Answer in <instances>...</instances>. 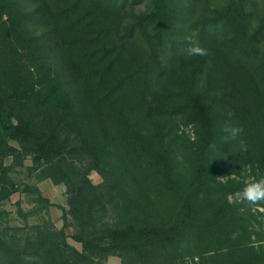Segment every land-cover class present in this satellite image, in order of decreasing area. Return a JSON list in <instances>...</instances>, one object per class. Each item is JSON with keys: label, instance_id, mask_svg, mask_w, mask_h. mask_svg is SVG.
<instances>
[{"label": "trees", "instance_id": "1", "mask_svg": "<svg viewBox=\"0 0 264 264\" xmlns=\"http://www.w3.org/2000/svg\"><path fill=\"white\" fill-rule=\"evenodd\" d=\"M33 1L37 6L26 11L20 0H0V264H93L109 255L121 264H264L262 249L253 244L264 240V230H254L252 213L227 200L237 182L217 181L246 164L264 176V102L257 94V87L264 91V16L251 33L246 0L227 1L200 17L191 25L199 44L224 61L211 73L208 90L200 88L201 67L193 60L182 70L170 67L164 83L151 91V81L163 70L165 47L170 64L187 58L180 50L188 42L178 39L182 17L175 4L183 0H149L151 9L127 13L124 25L121 12L138 0ZM35 18L48 29L30 30ZM132 34L146 46L153 65L130 48ZM52 51L62 56L69 80L54 73ZM249 65L256 80L247 74ZM223 83L231 86L236 110L248 114L237 120L243 128L241 150L212 163L216 149L228 150L230 141L238 140L226 141L223 127L215 125L212 109H221L222 99L211 91ZM148 96L163 119L187 114L196 125L189 147L174 146L163 120L142 130L122 108L136 107ZM77 98L91 114L106 116L136 169L140 190L114 171L106 186L91 183L85 164L104 174L113 141L104 130L95 138L84 112L74 106ZM67 130L75 136L66 140ZM255 132L261 137L252 138ZM175 148L191 159L184 175L175 170ZM26 158L32 162L28 170L65 183L76 225L72 237L81 251L50 223H9L2 205L19 190L14 175ZM21 191L33 209L50 205L29 183ZM112 199L118 203V225L102 217Z\"/></svg>", "mask_w": 264, "mask_h": 264}, {"label": "rangeland", "instance_id": "2", "mask_svg": "<svg viewBox=\"0 0 264 264\" xmlns=\"http://www.w3.org/2000/svg\"><path fill=\"white\" fill-rule=\"evenodd\" d=\"M22 7L26 11H32L38 4L33 0H20ZM230 0H183V2L175 3L176 7H178V13L182 17V21L178 23V29L180 33L179 40L187 44V37H191L194 42H201V39L196 34V31L192 29V24L198 20L202 16H206L211 14L212 10L221 6ZM151 9V5L149 0H138L131 1L124 11L121 12L122 16L120 17L121 25L127 23L130 19L127 16L129 12H140V11H148ZM246 10L248 13V32L251 33L257 26L260 19L264 16V0H246ZM29 29L32 30L36 34H40L43 31H46L48 27L46 24L35 18L29 23ZM264 32V31H263ZM130 40V48L134 50V52L139 55L145 56L147 61H150V64L153 65V62L150 60L148 56V51L146 46L135 36L132 34V38ZM188 46V44H187ZM260 47H264V34L260 39ZM181 52H184V49ZM207 49L208 54L203 57H190L184 58L183 62H178L177 60H172L171 64L169 61L170 49L165 47L161 52V63L163 66V70L161 71L159 76H155V78L151 81V91H156L160 88V86L164 83L166 79V75L170 67L176 66L181 70L186 68L189 61H196L198 65L201 67V72L199 76V86L202 89L208 90L210 85V76L211 73L215 70H219L218 68H222L224 61L221 55H216L213 49ZM52 55L54 58V73L61 77V79L67 81L69 77L66 74L62 63V56L60 57L55 54V51H52ZM200 61V62H199ZM248 75H251L255 80L257 76L254 73L253 67L251 65L247 66ZM214 81V80H213ZM214 83H216L214 81ZM212 95H219L221 97V109H219L218 105L212 109L213 115H215V125L224 127L226 124L237 125L238 118L246 117L248 114V110H236L238 104L235 101L234 93L232 92L231 86L229 83H223L222 85H216L214 90L211 91ZM258 98L260 96L261 102H264V91L262 88L257 87ZM74 106L78 111L84 112V120H86L91 126L92 130L95 132V138L97 140L100 139L99 130H104L107 136L113 141V151L110 160L106 165V172L101 174L96 169L92 168L88 163L85 164V168L87 169V176L92 184H97L101 186H106V183L109 182L111 178V171L117 172L119 175L123 177V179L128 183V185L132 186L136 191L141 189V182L137 177L136 169L132 165L130 158L128 155L119 147L114 131L112 130L108 119L102 113H93L91 114L86 106L83 104L81 99H76L74 102ZM122 108L130 117V119L136 123V125L145 130L151 122L157 120H163L167 126V130H169L168 138L172 140V143L176 147V145L182 146H190L192 141L196 140V125L191 122H188L187 114L183 115H175L170 118H164L155 113L157 109V105L152 101L151 97L142 102L140 105L136 107H130L129 104L122 105ZM262 117L264 118V105H262ZM240 114V115H239ZM88 126V127H89ZM241 127V126H240ZM242 128V127H241ZM243 129V128H242ZM70 132V133H69ZM74 132L66 131L62 134L64 139H70L74 137ZM243 136V131L240 134L239 138ZM260 138V132H255L252 135V138ZM241 139L235 141H230L229 149L222 150L216 149L210 157V161L212 163L225 158L230 154H234L237 151L241 150ZM264 143V140L261 142ZM16 146L17 143L13 142ZM187 155L183 153L182 149L175 148V153L173 156V164L176 172L179 174H186L189 170L190 160L186 157ZM6 163H10V159L6 160ZM32 164L30 158H26L24 160V165L20 167L19 173L14 175L15 180L19 183V190L13 193L8 200L3 202L2 207L7 211L9 217V223L15 225H22L25 221L30 224H41L44 222L50 223L56 229H63L65 234L67 235V241L70 245L75 247L77 250L81 251V244L75 241L72 235L76 231V225L71 215L68 213V192L67 187L64 182H55L50 177L42 176L38 171H30L28 167ZM79 164V163H78ZM263 173L256 168L252 167L250 164H246L242 166L238 173H232L226 176L223 179H217V181L221 183H225L229 179H234L237 182V187L234 191L230 192L227 195L228 202L238 208H244L245 211L252 213L254 216V230L257 232H262L264 230V205H251L248 203H240L235 199V193L241 191L243 187L251 182L253 179H259L262 177ZM23 183H29L31 186L36 187L41 195L48 199L50 205L45 209L34 208V205L30 201V197L25 194V192L21 191ZM105 211L102 214V217L105 222L110 225H118L120 221L119 211H118V203L117 200H110L105 202ZM252 240L256 238L255 234H251ZM253 244L263 251L264 256V240H256L253 241ZM93 264H121L120 258L114 255H109L104 261H97Z\"/></svg>", "mask_w": 264, "mask_h": 264}, {"label": "clouds", "instance_id": "3", "mask_svg": "<svg viewBox=\"0 0 264 264\" xmlns=\"http://www.w3.org/2000/svg\"><path fill=\"white\" fill-rule=\"evenodd\" d=\"M188 41V46L184 49L187 56L190 57H203L208 54L207 49L201 46L198 42H194L189 36L186 38ZM225 133L224 139L226 141L236 140L242 133L243 129L240 126L226 124L223 127ZM247 148L244 147V151ZM225 177H217V179H223ZM235 199L240 203H248L251 205H264V176L259 179H253L251 182L247 183L243 189L234 194ZM245 209L241 208L240 211L243 212Z\"/></svg>", "mask_w": 264, "mask_h": 264}]
</instances>
